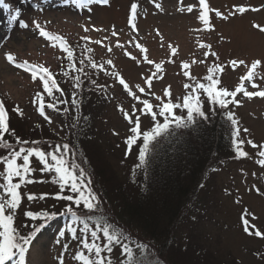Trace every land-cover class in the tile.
<instances>
[{
  "label": "rangeland",
  "instance_id": "obj_1",
  "mask_svg": "<svg viewBox=\"0 0 264 264\" xmlns=\"http://www.w3.org/2000/svg\"><path fill=\"white\" fill-rule=\"evenodd\" d=\"M8 2L13 7L17 6V0H8ZM207 2L211 9L219 10L225 15L231 11L234 5L250 9L259 8L260 11H249L243 16L237 14L227 21L216 17L213 11L210 13V18L215 30L211 32L195 31L202 27L197 19L199 15L198 0H110V7L94 6L92 21L89 24V26L95 25L103 30L88 33H85L81 26L87 23L89 13L84 12L81 15L72 8L64 7L65 0H48L49 7L43 14L35 12L29 7L25 10L22 18L26 20L39 19L41 23H44L45 20L51 21L46 25L47 30L66 37L67 41L76 47V57L83 52L81 45L84 44V41L80 39L81 37L88 36L91 40H101L114 45L117 38H111V40L105 38L110 36L112 30L121 33L118 39L120 43L125 44L123 50L113 48L112 53L104 55L106 50L102 45H96L89 41L87 46L93 49L92 57L98 63L109 58L112 59L115 70L125 78L134 91L136 90L135 85H143L142 77L150 75V66L143 62V54L127 43L130 39H134L148 48L150 60L162 64L163 71L160 75L163 79L153 78L154 90L157 94L160 89L155 86L159 84L171 85L175 93H180L182 85L187 79L182 75L184 70L181 65L185 62L191 63L192 60H195L196 64L191 65L189 71L199 80L207 75L208 69L213 63L223 65V71L218 74L221 85L234 89L239 85V78L246 72V69L243 66H238L233 71L231 60L243 59L251 64L259 59L262 61L261 67L257 69L259 74L257 83L260 89H252L247 81H245V86L250 91L264 90V79L259 78L264 77V34L251 27L252 23L264 25V0H207ZM133 3L139 5L137 33H133L129 25L130 8ZM155 3H160L163 11L155 9ZM189 5H194L196 10L188 13ZM181 7L185 9L184 12L179 11ZM6 29V20L0 13V99L5 100L6 106L10 109L19 105L24 112L23 118L18 117L15 113H10V126L19 132L18 135L25 137L35 124L42 123V118L39 117L32 104V98L41 91V87L38 86L41 82L37 80L33 83L28 73L14 69L7 64L4 57L5 52L13 53L19 61L27 60L33 65L42 64L55 73L54 78L58 81V85L69 94L64 98L69 100L70 111L64 114L62 111L55 113L46 109V112L53 118V124L48 125L44 122L40 130L52 132L59 141L72 146L69 143L73 136L71 125L75 123L77 116L80 117V122L84 121L89 129L86 128L81 136L92 139L93 145H97L99 150L96 153L97 166L103 168L91 173L88 167L89 163L87 164L83 154H78L75 151L76 162L81 163L86 174L91 177L92 187L101 201L98 213L92 215L104 217L113 214L117 207L111 206L103 199L102 192L107 178H99V172L110 174L114 182L117 179L125 183L140 163L137 148L133 149L134 155L125 160L121 139L112 134V129L115 127L120 129L123 135L124 128L119 119L120 113L116 111L114 105H121L123 102V106L127 109L130 99H125L118 84L115 89L112 87L105 89L103 95L91 94L88 91L89 85L86 78L82 77L85 81L83 95L86 98L83 100L82 110L75 112L72 110L70 102L72 92L70 84L73 81L62 75V72L67 70L68 64L66 59H60L62 50L49 46L43 38L33 35L28 30L17 28L10 34L11 38L9 39ZM157 30H159V35H157ZM199 43L210 44L211 51H215L219 59L214 61L213 57L209 55L205 63H200L204 59V52L208 50L199 48ZM169 44L178 49L175 57L171 55ZM124 51L137 56L141 63L137 65L124 56ZM87 55L84 53L86 63ZM75 66L79 67V63H76ZM152 70L155 71L154 67ZM85 71L92 70L86 68ZM74 74L70 71V76ZM94 78L97 79L98 84L112 83L111 78L104 77L102 73L94 74ZM104 95L113 97V99L106 101ZM45 99L47 102V98ZM60 107L62 109L64 106ZM234 111L237 113V119L241 122V128L251 129L248 139L264 144V100L259 98L247 100L243 107L234 109ZM205 112L209 118L211 112L208 111L207 105H205ZM84 117L87 119L85 120ZM62 125L63 127H61ZM160 136L161 134L153 140H157ZM46 144L54 145L56 143ZM117 144H120L121 147H117ZM14 147L19 146L15 145ZM243 150L250 153L248 158L236 157L234 153V156L226 160L225 163L216 164L207 170L197 201L185 212L182 222L175 230V239L172 242V245L175 244V249L183 251L190 242L197 243L196 245L202 247L203 252L207 251V256L210 259L204 264H264V239L248 237L243 232L241 222L242 213L247 211L250 217L255 216L251 222L264 228V197L255 192V188L264 191V168H261L257 163L258 157L255 153L258 152V149H253L246 143ZM33 178L37 181L36 183L22 188L25 200L17 215L18 224L25 223L23 216L25 211H51L56 207L63 209V202H57L51 198L27 202V193L40 197L44 193L55 194L58 191V185L54 184L47 174L41 177L37 171ZM41 180L43 182H40ZM2 183L3 166L0 165V184ZM0 196H3L2 189H0ZM70 220V214H66L61 218L48 221L49 224L46 227L40 225L43 232L37 237V241L34 242V246L30 250L29 264H58V258L62 253L54 240L58 239V233L70 227ZM91 220L90 223L97 222V219L92 216ZM69 243L71 244L72 241L69 240ZM125 246L123 242L121 246L112 248L111 256L117 264L120 261L125 264L124 257L127 254ZM64 255L66 264L68 261H72L70 254ZM160 256L164 260L165 257L161 254Z\"/></svg>",
  "mask_w": 264,
  "mask_h": 264
},
{
  "label": "snow or ice",
  "instance_id": "obj_2",
  "mask_svg": "<svg viewBox=\"0 0 264 264\" xmlns=\"http://www.w3.org/2000/svg\"><path fill=\"white\" fill-rule=\"evenodd\" d=\"M199 15L198 22L201 28L195 29L197 32L214 31L215 26L211 22L210 13L215 12V16L227 21L230 17L237 14L243 16L246 12H259V8H247L244 6L234 5L227 15L219 10L211 9L207 0H198ZM66 8L74 9L78 14L88 12L87 23L82 25L85 33L92 31H102L95 25L89 26L92 21V13L94 6L110 7V0H65L63 5ZM31 8L35 12L43 14L49 7L48 0H17V6L13 7L8 0H0V13L3 14L7 24V34L15 29L28 30L33 35L43 38L49 46L58 47L62 50L61 60H67V70L62 72L63 77L73 81L70 84L71 106L75 112H80L83 106V95L85 90L86 78L89 85L88 91L91 94H104V90L108 87L115 89L116 85L120 86V90L125 99H130L127 109L121 105H114L116 111L120 113L119 119L123 123V135L118 128L112 129L114 136L120 137L124 147V158L127 160L134 155L133 149H138V158L141 162L145 160L146 150L150 142L162 132L167 131L173 123L176 127H180L187 123H195V117L207 119L205 105L212 115L219 113L225 117L231 127L232 144L235 156L239 158H248L250 153L244 151V145L247 143L251 148L258 149L255 155L258 157L257 163L264 168V144L248 139L251 129L248 127L241 128V122L237 119V113L234 109L244 106L247 100L259 98L264 100V90L250 91L245 86L248 82L252 89H260L257 83V69L261 67L262 61L257 59L251 64L240 59L231 60V67L234 71L238 66H243L246 72L240 76L239 85L234 89H229L226 85H221L219 73L223 71V65L215 63L208 69L207 75L202 80L193 76L189 69L191 65L196 64L195 60L191 63H182L184 70L182 75L186 77L180 93H175L171 85H156L160 89L159 94L154 90L153 78L157 80L163 79L160 73L163 71L161 63H156L148 58V48L130 39L127 43L143 54L142 60L149 65L150 75L142 77L143 85H135L130 87L125 78L115 70L112 59L98 63L93 57V49L88 47L89 41L96 45H102L106 50L104 55L113 52V48L124 49L125 44L119 42L118 33L112 30L109 37L105 39L117 38L114 45L104 43L101 40H91L90 37L84 36L80 39L84 41L81 45L83 52L81 57L75 55L76 47L71 45L66 37L60 34H53L47 30L46 25L51 21L45 20L41 23L39 19L26 20L23 17L27 8ZM155 9L163 11L160 3H155ZM139 5L133 3L130 8L129 25L133 33L138 32L137 16ZM194 5L187 7V12L195 11ZM180 12L185 9L181 7ZM251 27L259 33L264 34V25L261 23H252ZM114 28V26H113ZM159 35V30H157ZM55 42H59L56 44ZM171 55L175 57L178 49L171 44L168 45ZM198 47L207 49L204 52V59L200 63H205L209 55L216 61L219 59L215 51H211L212 46L207 43H199ZM84 53H87V63L85 62ZM123 55L134 61L137 65L141 60L131 52L124 51ZM7 64L14 69L22 70L30 75L33 83L39 80L41 83V91L37 92L32 98L33 107L36 108L42 123L48 125L53 124L52 116L46 112L67 114L70 109L68 107L69 100L64 98L68 93L58 85V81L54 78L55 73L49 67L42 64L33 65L29 61H19L17 56L11 52L4 53ZM79 67H76V63ZM155 69L153 71L152 69ZM88 68L92 71H85ZM70 71L75 74L70 76ZM102 73L104 77H110L111 84H98L94 74ZM264 79V77H259ZM79 96V98H77ZM47 98V102L46 99ZM104 99L111 100L113 97L104 95ZM64 106L62 109L60 106ZM10 113H15L18 117L23 118L24 112L16 105L11 109L6 106V101L0 99V165L3 166V183L0 189L3 190V196H0V264H29L28 256L30 250L37 241V237L43 232L40 225L46 227V222L57 218L60 212L54 211H25L23 213L25 223H17V215L24 203L25 196L22 195V188L27 185L36 183L33 178L35 173L39 171L41 177L45 174L56 185L58 191L55 194L44 193L40 197L35 194L27 193L26 200L31 203L37 199H53L57 202H63L62 208L65 214H70V227L63 232L58 233V239L54 243L61 249V255L58 258V264H66L65 255L70 254L72 261L67 264H111V251L113 237L109 231L104 228L101 223H90L92 214H97L101 201L92 187L91 177L86 174L85 168L81 163L76 162V153L74 146L68 143H56L54 145H45L36 147L40 144V139H24L17 134V130L10 126ZM86 120V117H84ZM42 123L35 124L30 131L35 132L42 128ZM80 123V117L77 116L75 123L71 127L75 128ZM63 127V125L61 126ZM10 137L11 139H6ZM142 142V146H141ZM14 144L19 147H14ZM117 147H121L117 144ZM40 182H43L41 180ZM257 195L264 197V191L255 188ZM255 216H249L247 211L241 215L243 232L248 237H259L264 239V228L258 227L251 222ZM40 223H37V222ZM69 240L72 243H69ZM78 249V251H77Z\"/></svg>",
  "mask_w": 264,
  "mask_h": 264
},
{
  "label": "trees",
  "instance_id": "obj_3",
  "mask_svg": "<svg viewBox=\"0 0 264 264\" xmlns=\"http://www.w3.org/2000/svg\"><path fill=\"white\" fill-rule=\"evenodd\" d=\"M198 118H194L195 123L180 127L173 123L160 138L152 140L145 160L140 161L125 183L117 179L114 182L110 174L99 172V178H107L103 199L117 208L111 215L92 217L113 237L112 248L125 243V264H204L210 260L207 251L203 252L197 243L190 242L183 251L175 249L174 243L172 245L183 215L198 199L207 170L225 163L235 153L232 130L225 117L211 114L207 119ZM86 128L89 129L84 121L72 127L69 143L74 151L83 154L90 172L95 173L103 168L97 166V145H93L92 139L81 136ZM30 130L21 137L39 138L40 144L36 147L62 143L52 132ZM54 211L60 212L57 218L66 215L57 207L49 212ZM111 264H117L112 256Z\"/></svg>",
  "mask_w": 264,
  "mask_h": 264
}]
</instances>
